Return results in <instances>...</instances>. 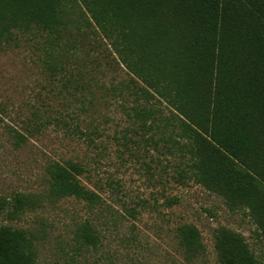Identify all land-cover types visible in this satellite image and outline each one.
<instances>
[{"label": "trees", "instance_id": "16d2710c", "mask_svg": "<svg viewBox=\"0 0 264 264\" xmlns=\"http://www.w3.org/2000/svg\"><path fill=\"white\" fill-rule=\"evenodd\" d=\"M28 34L50 58L46 68L64 75L104 48L106 64L129 75L107 88L134 103L126 116L141 139L124 133L123 146L152 147L162 175L244 211L264 245V0H0V47ZM89 172L79 162L51 163L50 196L111 208L83 184ZM34 203L31 193L0 197V217ZM79 232L81 246L101 244L90 222ZM177 237L189 256L204 248L192 224L179 226ZM36 240L30 230L0 225V264H37ZM214 248L218 264H260L245 237L227 227L214 232Z\"/></svg>", "mask_w": 264, "mask_h": 264}, {"label": "rangeland", "instance_id": "374dc122", "mask_svg": "<svg viewBox=\"0 0 264 264\" xmlns=\"http://www.w3.org/2000/svg\"><path fill=\"white\" fill-rule=\"evenodd\" d=\"M93 31L83 30L88 37L96 36ZM34 40L28 34L0 47V197L31 193L35 200L32 209L1 216L0 225L37 237V264H218L214 232L219 227L241 233L264 264V245L244 211L230 210L200 185L162 175L152 147L144 152L128 143L129 152L123 146L124 133L141 139L126 116L134 103L114 98L107 88L128 80L126 69L113 71L101 48L70 75L54 73ZM69 160L88 167L82 182L109 211L50 196L48 165ZM159 161L167 162L164 156ZM84 222L100 230L97 247L81 246ZM184 224L202 235L204 248L197 255L189 256L179 243L177 228Z\"/></svg>", "mask_w": 264, "mask_h": 264}]
</instances>
